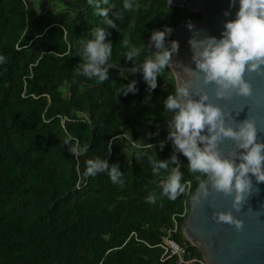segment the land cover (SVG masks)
I'll return each mask as SVG.
<instances>
[{"label":"trees","instance_id":"obj_1","mask_svg":"<svg viewBox=\"0 0 264 264\" xmlns=\"http://www.w3.org/2000/svg\"><path fill=\"white\" fill-rule=\"evenodd\" d=\"M42 1L0 0V56L5 57L0 63V264H174L173 258L161 262L157 247L172 227V216L176 233L171 238L185 248L186 258H201L180 226L205 176L189 172L188 165L181 170V180L190 181L191 190L180 218L182 199L170 201L162 194L161 177L153 175L151 163L170 159L175 149L165 141L162 150L161 142L137 149L128 143H136L146 127L168 133L171 114L164 101L175 93L174 78L166 68L149 92L141 72L124 71L122 76L110 69L104 82L76 75L82 43L94 39L95 28L109 30L104 17L89 5L79 11L62 0H48L51 8L39 14ZM67 1L79 7L86 3ZM133 3L140 7L125 11L123 0L101 5L110 8V18L112 11L124 16L115 21L120 31L110 29L107 37L112 42L109 63L121 69L133 67L125 60L130 49L123 46L124 39L141 49L137 63L142 64L156 51L149 48L154 30H174L184 20L200 19L168 8L166 0ZM161 11L167 17L156 27L151 20ZM133 20L135 26L129 28ZM170 41L172 33L166 44ZM133 80L135 94L117 95ZM69 135L73 143L88 145L84 155L74 157L63 145ZM96 158L119 166L123 187L107 173H97L74 189L76 166L83 172L87 161ZM153 193L155 204L146 199Z\"/></svg>","mask_w":264,"mask_h":264},{"label":"clouds","instance_id":"obj_2","mask_svg":"<svg viewBox=\"0 0 264 264\" xmlns=\"http://www.w3.org/2000/svg\"><path fill=\"white\" fill-rule=\"evenodd\" d=\"M87 2L96 10L97 15L104 17L107 29L120 31L115 21L123 20V13L112 11L113 19L109 17L110 8L101 6L108 5L109 0ZM234 3L235 0H231L230 6ZM122 7L125 11H131L134 7L138 9L140 5H134L133 0H123ZM228 14L225 12V15ZM134 26L135 21H130L128 27ZM188 28L191 30L193 25L189 24ZM109 30L95 28L92 30L94 39L82 43V63L78 65L76 75L94 78L99 82L109 79V70L114 66L109 63L112 55V42L107 40L111 34ZM172 32V28L165 26L164 30H154L151 33L150 41L156 51L146 56L142 64L137 63L141 49L131 46L128 39L123 40V46L130 49L125 53V60L133 64L129 71L132 74L143 73L149 92L157 87V77L168 67L173 55L179 50V43L175 40L166 44V37ZM188 43L193 52L191 59L195 63V70L189 67H185V70L190 74H202L204 84L214 83L218 99H227L233 93L250 96L252 87L245 79V73L264 74V0H239L236 18L225 23L221 38L210 36L197 40L193 37ZM3 62L5 57L0 56V63ZM121 75L124 76V73ZM137 91L136 81L133 80L119 89L117 95L126 96L129 92L135 94ZM207 101L209 97L206 92L199 93V98L193 99L186 84L177 86L175 93L169 94L164 101L165 111L171 114V119L166 123L167 138L173 142L175 152L187 158L189 172L202 173L207 177V181L200 180V194L193 197L194 203H200L201 196L206 198L209 195L210 181L216 192L233 196L232 208L240 212L253 190L249 174L255 177L257 183L264 182V142H258L257 128L253 120L246 119L238 123L237 128L226 126L222 109ZM224 138L235 142V150L229 152L228 157H223L219 151V144ZM72 141L73 137L70 135L62 141L63 145L69 146L72 156L79 157L88 151V145L80 146L78 141ZM163 146L161 142V150ZM111 147L112 142L109 141V153ZM175 152L168 160H151L153 175L161 177L159 185L162 194L170 201H175L186 191L181 184V163ZM170 165L175 167L169 171ZM162 170L167 173L166 176L162 174ZM97 173H107L113 184L119 183L121 187L124 185L119 166H110L106 159L87 161L84 175L94 177ZM146 199L147 202L155 204L157 197L153 193ZM213 219L217 223L234 226L238 231L243 228V221L236 218L231 211L214 212Z\"/></svg>","mask_w":264,"mask_h":264},{"label":"water","instance_id":"obj_3","mask_svg":"<svg viewBox=\"0 0 264 264\" xmlns=\"http://www.w3.org/2000/svg\"><path fill=\"white\" fill-rule=\"evenodd\" d=\"M47 1L41 2L39 14L44 11ZM62 1L79 11L88 7L87 0L84 7L67 0ZM230 3L231 0H166L168 8H177L188 14L200 16L198 20H184L174 28L172 40L179 43V50L173 55L167 69L174 78L176 87L186 84L193 99H198L199 93L206 92L209 97L207 102L222 109L226 126L237 128L238 123L246 119L253 120L257 128V140L264 142V74L245 73V79L252 87L250 96L233 93L227 99H218L215 95L214 83L204 84L202 74L197 72L190 74L185 70V67L195 70V63L191 59L193 52L188 41L193 37L197 40L210 36L221 38L225 23L234 20L239 10V0H235L232 6ZM225 12L229 14L225 15ZM189 24L193 25L191 30L188 28ZM149 48L155 50L151 41ZM131 68L121 69L112 66L110 69L124 72ZM140 76L143 77L142 72ZM141 81L145 82L144 79ZM233 150H235V142L230 138H224L219 144V151L223 157H228L229 152ZM236 162L239 163V160ZM249 176L253 190L240 212L232 208L233 196L216 192L212 189L210 181L209 195L206 198L201 196L200 203L195 204L193 197L200 194V183L196 185L180 232L189 245L199 251L201 258L207 264H264V182L257 183L254 176L251 174ZM204 181H207L206 176ZM229 211L243 221L241 230L238 231L234 226L226 223H217L213 219L214 212Z\"/></svg>","mask_w":264,"mask_h":264},{"label":"built area","instance_id":"obj_4","mask_svg":"<svg viewBox=\"0 0 264 264\" xmlns=\"http://www.w3.org/2000/svg\"><path fill=\"white\" fill-rule=\"evenodd\" d=\"M120 138L127 139L125 134H121ZM165 142L167 144H169V146L171 148H174L173 142L171 140H169L167 138ZM128 143H129L130 147H132V148H139L134 141H128ZM175 154L177 155L178 160L180 161L181 167H182V164H183L182 156L177 154L176 152H175ZM79 168L80 167L77 165L76 166L77 181L74 185L75 190L81 189L86 183V177L84 175L86 168L83 169V172H81ZM180 170H181V168H180ZM181 184L185 186L186 191H185V193L178 196L183 201L182 212H181V214L177 215L180 218L184 217V215L186 213L185 202L187 199L190 198L189 194H190V190H191L190 181L181 180ZM171 221H172V227L166 230L165 236H163L159 239V244L157 245V247L161 250L160 261L164 262V261L168 260L169 258H173L174 264H207L202 258H195V257L186 258L185 257V254H186L185 248L180 246L179 244H177L171 238V236L176 233V222H175L174 216L171 217Z\"/></svg>","mask_w":264,"mask_h":264},{"label":"crops","instance_id":"obj_5","mask_svg":"<svg viewBox=\"0 0 264 264\" xmlns=\"http://www.w3.org/2000/svg\"><path fill=\"white\" fill-rule=\"evenodd\" d=\"M161 130H152L149 128H144L143 129V133L140 135V137L138 138L136 144L137 146L140 147H147L149 145L161 142L166 140V138L168 137V135L166 136H161ZM183 156V155H182ZM183 161L185 163V167L188 165V161L187 158L183 156ZM184 167V168H185Z\"/></svg>","mask_w":264,"mask_h":264},{"label":"rangeland","instance_id":"obj_6","mask_svg":"<svg viewBox=\"0 0 264 264\" xmlns=\"http://www.w3.org/2000/svg\"><path fill=\"white\" fill-rule=\"evenodd\" d=\"M34 1L36 2V0ZM46 8H51V5H47ZM166 17H167V13L165 11H161L151 20V23L156 27H161L164 24ZM160 133L161 136L168 135L165 129H163ZM184 167H185V163L182 164L181 170H183Z\"/></svg>","mask_w":264,"mask_h":264},{"label":"flooded vegetation","instance_id":"obj_7","mask_svg":"<svg viewBox=\"0 0 264 264\" xmlns=\"http://www.w3.org/2000/svg\"><path fill=\"white\" fill-rule=\"evenodd\" d=\"M149 47H150V45H149Z\"/></svg>","mask_w":264,"mask_h":264}]
</instances>
